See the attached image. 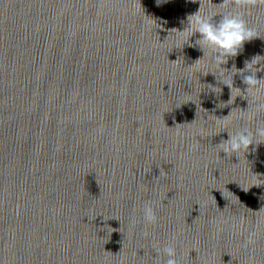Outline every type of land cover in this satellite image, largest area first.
I'll list each match as a JSON object with an SVG mask.
<instances>
[{
	"label": "water",
	"instance_id": "95a60500",
	"mask_svg": "<svg viewBox=\"0 0 264 264\" xmlns=\"http://www.w3.org/2000/svg\"><path fill=\"white\" fill-rule=\"evenodd\" d=\"M222 2L204 0L202 14ZM200 7L0 0V264H154V243L174 246L179 264H264V184L252 186L264 143L231 159L215 147L229 138L217 117L232 112L233 133L264 121L241 118L264 92L247 94L237 71L232 97L200 73L215 70L211 57L189 67L204 54L179 31ZM244 11L260 37L229 70L257 56L264 67V7Z\"/></svg>",
	"mask_w": 264,
	"mask_h": 264
},
{
	"label": "clouds",
	"instance_id": "9594fccd",
	"mask_svg": "<svg viewBox=\"0 0 264 264\" xmlns=\"http://www.w3.org/2000/svg\"><path fill=\"white\" fill-rule=\"evenodd\" d=\"M168 2L169 0H156V6L160 7L162 4ZM191 2L195 3L196 0H191ZM200 3L201 7L199 11L187 17L188 27L184 31H179V33L185 36V43L183 46L189 44L190 47H194L198 51H202L204 54L203 58L198 59L189 67L198 68L205 57H211V62L215 70L200 73L205 76L212 73L218 81L222 82L231 90L232 97L234 90L236 92H241L239 88L233 86V76L237 74V71H239L242 83L247 85V94L255 96L257 93L264 92V78L258 79L256 76L258 71H264V67H255L256 64L260 63L261 59L259 58L261 57L257 56L253 58L251 62L245 60L244 69L237 70L235 64H233L231 70L222 67V65L228 64L229 58H235L242 52L245 42L260 37L257 29L251 27L245 19L244 10L264 7V0H223L220 6L228 10L213 14H202L201 10L203 8L204 0H200ZM218 14H221L222 18L218 22H214L213 18ZM149 23H151V20H149ZM181 23H183V21H181ZM196 33L200 34V38L197 39L194 44L190 43V38ZM176 48L182 47L176 46ZM180 59L181 58L172 62H177ZM209 86V88H212V85ZM215 89L217 88H213V91H215ZM256 113H264V103L257 104L255 112L253 113H248L247 110H243L241 112V118L246 121H252L255 118ZM231 115L232 112L223 118L217 117L215 121L218 128L224 129L223 131H218L216 135H219L224 131L228 132L229 138H221L220 142L215 146L218 149L219 154L220 152L226 154L225 159H231L233 155L239 158L241 154L245 155V153L249 152L250 146L253 144L260 145L264 143V121H257L254 129L243 127L233 133L228 130V126L231 122ZM252 151H255V149H252ZM163 174L164 173L161 171V175ZM261 184H264V181L256 175L252 186H260ZM260 199L264 200V195H261ZM142 213L146 225H155L157 223L158 217L153 202H145L142 207ZM103 218L104 220H109L104 216ZM134 220L135 218L133 217V222ZM147 235L148 233L145 232V236ZM255 236V232H250L248 234L243 244L245 249H247L249 245L255 244ZM153 248L158 254L154 260V264H160L161 252L167 257L164 264H179L176 248L171 244L166 245L161 249L158 244L154 243Z\"/></svg>",
	"mask_w": 264,
	"mask_h": 264
}]
</instances>
